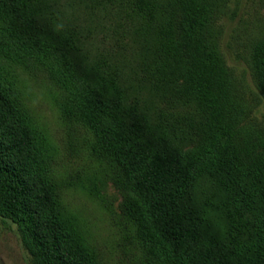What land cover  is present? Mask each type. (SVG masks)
<instances>
[{"label": "rangeland", "instance_id": "1", "mask_svg": "<svg viewBox=\"0 0 264 264\" xmlns=\"http://www.w3.org/2000/svg\"><path fill=\"white\" fill-rule=\"evenodd\" d=\"M4 1L0 92L25 120L37 169L95 264L171 263L138 236L126 210L134 195L85 117L86 85L59 52L88 85L137 113L156 147L199 151L197 206L225 236L248 238L264 213V98L255 62L264 51V0ZM187 10L195 22L180 26L176 16ZM179 32L185 38L175 46L170 36ZM188 54L197 59L195 70L182 78L175 67ZM207 75L219 94L215 110L198 83ZM0 264H31L17 224L2 218Z\"/></svg>", "mask_w": 264, "mask_h": 264}, {"label": "trees", "instance_id": "2", "mask_svg": "<svg viewBox=\"0 0 264 264\" xmlns=\"http://www.w3.org/2000/svg\"><path fill=\"white\" fill-rule=\"evenodd\" d=\"M5 4L0 0L1 11L7 10ZM195 15H178L176 19L181 26L195 22L187 18ZM183 35H171V44L181 45ZM258 51L255 62L264 98V51ZM58 54L66 70L86 85L82 99L85 117L93 123L102 150L121 167L134 195L126 210L147 250L171 264H264V213L257 215L259 219L244 241L219 232L216 219L207 217L193 198L199 151L184 154L167 143L156 147L146 137L137 113L126 111L118 99L96 84L88 85L70 57ZM180 56L175 74L183 78L195 70L197 59L189 54ZM207 76L209 80L198 83L203 86L205 101L215 110L219 94ZM33 142L25 120L0 92V218L17 224L31 264H95L64 223L54 188L37 169L40 162Z\"/></svg>", "mask_w": 264, "mask_h": 264}]
</instances>
